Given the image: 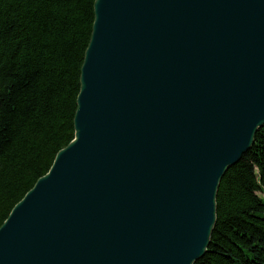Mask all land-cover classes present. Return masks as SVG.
<instances>
[{"label": "water", "instance_id": "1", "mask_svg": "<svg viewBox=\"0 0 264 264\" xmlns=\"http://www.w3.org/2000/svg\"><path fill=\"white\" fill-rule=\"evenodd\" d=\"M73 139L0 264H195L264 126V0H95Z\"/></svg>", "mask_w": 264, "mask_h": 264}, {"label": "trees", "instance_id": "2", "mask_svg": "<svg viewBox=\"0 0 264 264\" xmlns=\"http://www.w3.org/2000/svg\"><path fill=\"white\" fill-rule=\"evenodd\" d=\"M95 0H0V226L74 137ZM264 126L222 178L195 264H264Z\"/></svg>", "mask_w": 264, "mask_h": 264}, {"label": "bare ground", "instance_id": "3", "mask_svg": "<svg viewBox=\"0 0 264 264\" xmlns=\"http://www.w3.org/2000/svg\"><path fill=\"white\" fill-rule=\"evenodd\" d=\"M80 80H81V78H80ZM53 164V163H52ZM260 194H264L263 192H260Z\"/></svg>", "mask_w": 264, "mask_h": 264}, {"label": "rangeland", "instance_id": "4", "mask_svg": "<svg viewBox=\"0 0 264 264\" xmlns=\"http://www.w3.org/2000/svg\"><path fill=\"white\" fill-rule=\"evenodd\" d=\"M264 197V194H261Z\"/></svg>", "mask_w": 264, "mask_h": 264}]
</instances>
